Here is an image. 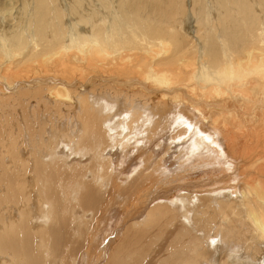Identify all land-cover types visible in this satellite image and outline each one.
Wrapping results in <instances>:
<instances>
[{
  "label": "bare ground",
  "instance_id": "obj_1",
  "mask_svg": "<svg viewBox=\"0 0 264 264\" xmlns=\"http://www.w3.org/2000/svg\"><path fill=\"white\" fill-rule=\"evenodd\" d=\"M108 254L264 264V0H0V264Z\"/></svg>",
  "mask_w": 264,
  "mask_h": 264
},
{
  "label": "rangeland",
  "instance_id": "obj_2",
  "mask_svg": "<svg viewBox=\"0 0 264 264\" xmlns=\"http://www.w3.org/2000/svg\"><path fill=\"white\" fill-rule=\"evenodd\" d=\"M61 147H65L64 145H61ZM66 151V149H65ZM126 159L122 158L120 160H117L116 162V166L118 167L119 171L121 172L122 171V167L124 166H127V163L125 162ZM121 162H125L124 165H121V166H118V163H121ZM169 166V165H168ZM198 173H194L192 176H197ZM126 177V174H123V177L122 178H125ZM120 214H122L121 212H119L118 208L115 207V210L114 212L112 213V215L108 218L110 221L109 223H111L112 225V229L113 231H116L118 230L120 224L124 221V217H123V214L121 215L120 217ZM122 220L120 223H118V221ZM106 230H108V228H106ZM111 230V229H110ZM110 232V231H109ZM108 235V234H107ZM102 238H104V236H102ZM105 247V246H104ZM114 254V253H113ZM111 254H108L106 257H103V259L98 263V264H104L106 262V260L108 259V257L110 256ZM81 264H90L89 261L85 258V260L81 263Z\"/></svg>",
  "mask_w": 264,
  "mask_h": 264
}]
</instances>
